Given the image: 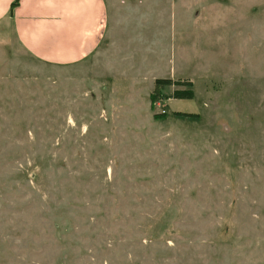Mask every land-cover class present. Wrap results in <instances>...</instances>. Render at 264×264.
<instances>
[{
    "label": "rangeland",
    "instance_id": "obj_1",
    "mask_svg": "<svg viewBox=\"0 0 264 264\" xmlns=\"http://www.w3.org/2000/svg\"><path fill=\"white\" fill-rule=\"evenodd\" d=\"M150 4L71 65L0 24V264H264V0Z\"/></svg>",
    "mask_w": 264,
    "mask_h": 264
},
{
    "label": "crops",
    "instance_id": "obj_2",
    "mask_svg": "<svg viewBox=\"0 0 264 264\" xmlns=\"http://www.w3.org/2000/svg\"><path fill=\"white\" fill-rule=\"evenodd\" d=\"M15 1L0 0V24L15 46L39 61L71 65L101 53L113 32L129 29V8L155 0H18L11 7Z\"/></svg>",
    "mask_w": 264,
    "mask_h": 264
},
{
    "label": "trees",
    "instance_id": "obj_3",
    "mask_svg": "<svg viewBox=\"0 0 264 264\" xmlns=\"http://www.w3.org/2000/svg\"><path fill=\"white\" fill-rule=\"evenodd\" d=\"M18 0H16L12 5L11 7H14L16 6ZM177 84V85H184V86H191V82L190 81H174L172 82L171 79H163V78H159V79H156L155 80V83H154V93L152 94L153 96H151V101H154L155 100V96L154 94L157 93L158 94V91L163 88L164 86H168V85H171V84ZM173 97L175 98H178V99H192L193 98V91L191 89H186V90H175L173 92ZM176 115H179V116H185V117H194L196 115H191L189 113H176Z\"/></svg>",
    "mask_w": 264,
    "mask_h": 264
}]
</instances>
